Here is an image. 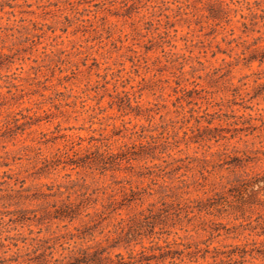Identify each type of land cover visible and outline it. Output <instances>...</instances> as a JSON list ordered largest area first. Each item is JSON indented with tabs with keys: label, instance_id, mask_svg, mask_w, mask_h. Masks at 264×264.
I'll list each match as a JSON object with an SVG mask.
<instances>
[{
	"label": "rangeland",
	"instance_id": "1",
	"mask_svg": "<svg viewBox=\"0 0 264 264\" xmlns=\"http://www.w3.org/2000/svg\"><path fill=\"white\" fill-rule=\"evenodd\" d=\"M256 173L264 0H0V264L150 240L264 264V193L230 190ZM85 189L109 219L54 218Z\"/></svg>",
	"mask_w": 264,
	"mask_h": 264
},
{
	"label": "trees",
	"instance_id": "2",
	"mask_svg": "<svg viewBox=\"0 0 264 264\" xmlns=\"http://www.w3.org/2000/svg\"><path fill=\"white\" fill-rule=\"evenodd\" d=\"M104 153H100L102 156ZM105 163L101 164L102 169L105 168ZM257 187L256 191H253V187ZM250 189L251 194L264 193V176H258V173L252 176L245 175L235 180V183L232 185L230 190L234 191L235 196H242L243 193ZM96 194V191L87 192V189L84 191H80L77 194V202L68 201L64 208L62 207L59 210H55L54 218L63 220L68 219V221H73L81 216L88 217V221L92 220L93 217L101 219V221L105 219H109L110 215H106L107 210L114 203V193H109L106 197L105 203L101 204V210L95 209L93 214L91 215L86 210L91 208V204L94 203L96 199H91V195ZM93 204V205H94ZM111 212H115V209H111ZM129 221H132L130 219ZM263 224L264 229V219L261 222ZM125 225H128L125 224ZM116 227L113 232L118 234L125 235V239H127V235L129 234V229L131 226H128L127 231L124 230V220L119 218L116 222ZM118 230V231H117ZM102 233V230L98 232ZM261 234L264 235V230H262ZM91 236V233L89 232ZM80 238V237H79ZM84 238V236H81ZM126 242H129L127 240ZM140 249L138 251L130 250L127 256V260H125L120 254H115L116 262L113 264H179L182 261V254L185 249H188L189 246H184V250H178L177 248H173L176 244L174 242H167L163 240L162 244L158 242L149 241V246H144L142 242H139ZM114 247V246H113ZM40 249V245L34 249V252ZM62 250H67L68 248H61ZM69 256H62L61 258L53 257V246H49L44 248L39 255L34 258H27V260L18 262L17 258H12L10 261L16 262V264H103V260L107 258L104 256V253H107L106 248H100V243L97 242L93 245L86 247H78L74 249H69ZM190 252H187L186 255H189Z\"/></svg>",
	"mask_w": 264,
	"mask_h": 264
}]
</instances>
